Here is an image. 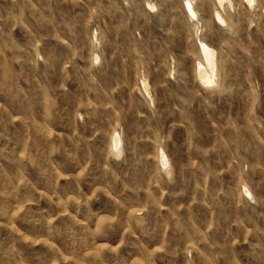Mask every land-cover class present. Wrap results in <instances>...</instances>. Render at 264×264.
I'll use <instances>...</instances> for the list:
<instances>
[{"label":"rangeland","instance_id":"1","mask_svg":"<svg viewBox=\"0 0 264 264\" xmlns=\"http://www.w3.org/2000/svg\"><path fill=\"white\" fill-rule=\"evenodd\" d=\"M0 264H264V0H0Z\"/></svg>","mask_w":264,"mask_h":264},{"label":"bare ground","instance_id":"2","mask_svg":"<svg viewBox=\"0 0 264 264\" xmlns=\"http://www.w3.org/2000/svg\"><path fill=\"white\" fill-rule=\"evenodd\" d=\"M184 10L187 13L188 17L190 19H194L197 17V15L195 14V12L193 11L192 6L190 5V3L188 1H185L183 4ZM221 21V18L219 17V15L216 13L215 14V22H219ZM198 48L200 51V56L201 58H204L207 62L208 65H210V50L201 42H198ZM196 70H198V76L201 80H205L206 79V73L203 69V67H201L199 64L196 66Z\"/></svg>","mask_w":264,"mask_h":264}]
</instances>
